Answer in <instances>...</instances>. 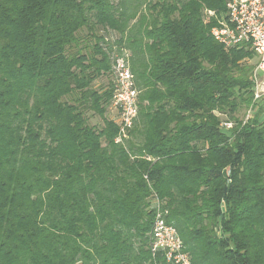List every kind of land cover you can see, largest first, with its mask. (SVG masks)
<instances>
[{
  "label": "trees",
  "instance_id": "1",
  "mask_svg": "<svg viewBox=\"0 0 264 264\" xmlns=\"http://www.w3.org/2000/svg\"><path fill=\"white\" fill-rule=\"evenodd\" d=\"M228 1L0 0V264H172L158 204L192 264H264V93L212 34Z\"/></svg>",
  "mask_w": 264,
  "mask_h": 264
},
{
  "label": "built area",
  "instance_id": "2",
  "mask_svg": "<svg viewBox=\"0 0 264 264\" xmlns=\"http://www.w3.org/2000/svg\"><path fill=\"white\" fill-rule=\"evenodd\" d=\"M212 34L225 47L249 46L255 55L254 97H259L262 91H258L257 80L264 71V0H229L226 17L212 28ZM127 57L125 52L115 62V86L109 105L110 111L115 113L111 118L119 127L117 142L126 136L138 114V90ZM226 125L230 127V124ZM149 246L152 255L161 250L167 262L192 264L176 229L166 222L159 204L149 233Z\"/></svg>",
  "mask_w": 264,
  "mask_h": 264
},
{
  "label": "water",
  "instance_id": "3",
  "mask_svg": "<svg viewBox=\"0 0 264 264\" xmlns=\"http://www.w3.org/2000/svg\"><path fill=\"white\" fill-rule=\"evenodd\" d=\"M257 88L258 91H264V71H263V77H260L257 80Z\"/></svg>",
  "mask_w": 264,
  "mask_h": 264
},
{
  "label": "rangeland",
  "instance_id": "4",
  "mask_svg": "<svg viewBox=\"0 0 264 264\" xmlns=\"http://www.w3.org/2000/svg\"><path fill=\"white\" fill-rule=\"evenodd\" d=\"M261 77H263V74H262ZM111 81H112L113 84L115 83V75H113V73L111 74ZM104 82H105V79H104ZM262 93H264V91H262ZM114 114H115V113L112 112V111H110V109H109V118L113 117ZM95 120H98V121H99V119L95 118V119L93 120V122H94Z\"/></svg>",
  "mask_w": 264,
  "mask_h": 264
}]
</instances>
